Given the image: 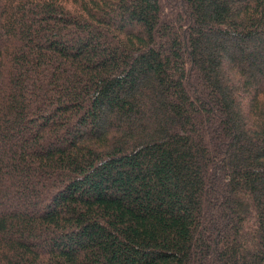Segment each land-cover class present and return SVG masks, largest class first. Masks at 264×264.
Returning <instances> with one entry per match:
<instances>
[{
    "label": "trees",
    "instance_id": "1",
    "mask_svg": "<svg viewBox=\"0 0 264 264\" xmlns=\"http://www.w3.org/2000/svg\"><path fill=\"white\" fill-rule=\"evenodd\" d=\"M0 264H264V0H0Z\"/></svg>",
    "mask_w": 264,
    "mask_h": 264
}]
</instances>
